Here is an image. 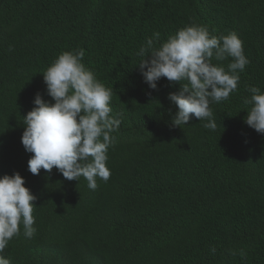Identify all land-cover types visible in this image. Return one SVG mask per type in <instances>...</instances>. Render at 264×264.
<instances>
[{
  "label": "trees",
  "instance_id": "16d2710c",
  "mask_svg": "<svg viewBox=\"0 0 264 264\" xmlns=\"http://www.w3.org/2000/svg\"><path fill=\"white\" fill-rule=\"evenodd\" d=\"M235 32L250 61L237 90L211 103L215 130L198 118L173 126L180 83L150 89L136 53L189 24ZM112 91L107 182L28 170L21 136L43 73L59 54ZM231 61L213 59L227 68ZM249 87L264 92V0H0V176L14 172L36 196L33 237L14 236L11 264H264V135L244 122ZM212 248L216 251L212 252Z\"/></svg>",
  "mask_w": 264,
  "mask_h": 264
},
{
  "label": "clouds",
  "instance_id": "9594fccd",
  "mask_svg": "<svg viewBox=\"0 0 264 264\" xmlns=\"http://www.w3.org/2000/svg\"><path fill=\"white\" fill-rule=\"evenodd\" d=\"M159 36L153 33L136 53L142 58L137 65L145 83L153 90L161 78L170 84L180 83L178 93L168 94L169 102L177 108L173 126L181 127L198 118L207 121L204 128L215 130L210 104L227 100L237 90L239 72L250 62L242 40L235 32L211 35L205 26L195 23L178 29L157 46ZM83 57V49L62 52L42 72L47 95L54 103L39 92L35 95L34 107L23 116L21 143L32 154L28 170L33 175L40 174L41 169L51 173L55 167L69 181L83 176L87 187L95 190L97 178L105 182L110 178L108 149L114 142L111 134L118 130L121 120L110 115L111 89L85 67ZM228 58L227 68L213 64V59ZM247 91L250 96L244 97L243 103L251 107L244 122L264 135V92L257 87ZM35 199L19 172L0 176V264H11L2 253L19 235L21 224L26 237L34 236Z\"/></svg>",
  "mask_w": 264,
  "mask_h": 264
}]
</instances>
